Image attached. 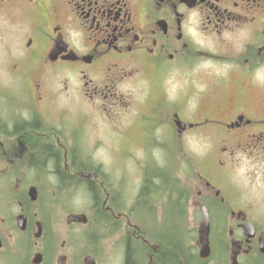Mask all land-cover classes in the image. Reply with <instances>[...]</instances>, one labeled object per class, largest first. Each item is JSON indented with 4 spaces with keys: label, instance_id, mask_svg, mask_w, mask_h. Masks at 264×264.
<instances>
[{
    "label": "flooded vegetation",
    "instance_id": "1",
    "mask_svg": "<svg viewBox=\"0 0 264 264\" xmlns=\"http://www.w3.org/2000/svg\"><path fill=\"white\" fill-rule=\"evenodd\" d=\"M0 32L13 83V88L0 89L9 92L14 104L0 112V259L8 254L16 264H28L40 253L37 264H46L49 249L50 264H74L78 247L73 236L59 240L55 227L47 235L42 210L49 207L52 219L67 194L91 190L90 173L103 178L87 157L105 140L142 148L141 156L136 152L140 161L132 162L141 169L135 182L130 173L131 184L122 191L117 174L114 188L101 184L104 197L93 205L106 213L102 226L109 235L120 233L124 224L131 228L122 241V264L127 238L135 263L142 257L138 244L149 248L147 264L169 256L166 246L152 243L156 219L159 228L171 219L179 228L172 244L180 259L186 250L197 256L203 206L209 214L211 252L214 220L224 218L227 238L217 242L233 264H252L253 255L264 256L258 248L264 231L255 228L251 239L244 237L248 217L234 208L240 197L230 177L239 155L264 162V0H0ZM187 72L207 81L196 88L188 80L183 96H171L170 82L185 81ZM189 92L195 93L192 102ZM131 125L132 136L125 131ZM96 126L99 132L91 133ZM196 141L205 146L204 165L202 157L188 154L191 162L183 165L187 175L182 176L174 171L176 159L183 144ZM87 144L95 148L83 153ZM151 144L153 149L144 148ZM48 145L59 151V172ZM155 149L162 153V165L153 156ZM119 152L125 154L123 148ZM148 159L152 166H143ZM170 159L176 161L172 167ZM189 164L200 169L188 170ZM144 184L147 190L142 191ZM75 213L82 212L69 213L66 223L83 225L71 221ZM85 215L84 225L91 221ZM188 215L194 220L193 235L185 229ZM19 218L24 229H19ZM37 222L41 233L35 237ZM144 223L153 228L150 233H140ZM101 227L88 233L90 239L75 234L87 242L81 264L89 259L100 264L88 250L96 248L103 264L116 260L105 255L102 237L109 235H102ZM187 235L192 241L185 247ZM28 248L30 261L21 256Z\"/></svg>",
    "mask_w": 264,
    "mask_h": 264
},
{
    "label": "rangeland",
    "instance_id": "2",
    "mask_svg": "<svg viewBox=\"0 0 264 264\" xmlns=\"http://www.w3.org/2000/svg\"><path fill=\"white\" fill-rule=\"evenodd\" d=\"M1 43H2V35L0 32V86L4 87L5 89L9 87L13 88V83L11 82V78L9 77L10 76V73L8 71L9 66L7 65V63L9 62V59L3 56V52L1 49ZM204 68L206 67L205 66L199 67V69H204ZM214 69L223 71L224 68L221 66H217V67H214ZM5 74H7V76ZM188 80H189V83L196 88L201 87L202 83L207 81V79H205L199 74H190L189 72H187L185 81L174 79L173 81L170 82L171 96H179V97L183 96L184 94L183 86L184 84L185 85L187 84L186 81ZM135 89L137 90V88ZM189 94H191L190 102H192L193 97L195 96V93L189 92ZM8 95H9L8 91L4 89H0V112H3L5 108L9 109L10 107L14 105L11 102V100H9ZM57 103L58 102L53 101V104H57ZM101 124L103 126L105 125L103 121H101ZM134 128H135L134 125L127 126L125 131L128 134H131L132 136L134 135L133 134ZM98 130H100V127L96 126L95 128H92L91 133L99 132ZM82 133L83 131L80 128L76 131V136L78 137V139H80V137L82 136ZM123 139L125 138L122 137L121 140ZM105 141L107 142L106 145L105 144L103 145V143H100L101 147H98L97 149H94L95 147L91 144H87L86 146L83 145V151H84L83 153H86V150L92 151L94 149L91 152L90 156L87 157V160L91 167L100 169L103 175V178H101L99 175H97L98 177H95L96 176L95 173H90V178H89L90 180H92L93 178L94 183L96 185V190H95L97 192L96 195L101 201L104 197V191H102L101 190L102 188H100L101 184H103L104 186H107L108 188H114L113 182H114V179H116L115 176L117 174H120L121 184H119L118 187L122 189V191H126V189L131 184V175L133 176V181L135 182L134 177L138 175L137 171L138 170L141 171V169H139L138 167V164L132 163L133 161H140L139 156L136 154L137 152L141 156L142 148L140 146L131 145L130 143L124 140L122 141L123 147L113 145L111 142H108V140H105ZM118 147H119V151H120V148H123V151L125 154L122 153L123 155L119 156L120 152L118 151ZM146 147L153 149L154 144H151L149 146H144V148ZM205 150H206L205 146L202 144H198L197 141L183 144L181 148V153H182L181 158L176 159L178 163V167L174 171L179 170L182 173V176L187 175V173L185 172V170L187 169H184L183 165L187 166L188 162H191L190 160L188 161L189 159V157H187L188 154L194 157H202L199 163H201V165L203 166L204 158L202 155H204ZM132 151H135V153ZM152 152L158 164L162 165L164 163L161 158L162 153H160L158 149L152 150ZM176 161H173L172 159H170V166L171 167L174 166V164H176ZM118 163H119V165L117 166L118 169L116 170L115 167ZM234 164L235 166L231 168L232 172H231L230 177H231L232 185H235L237 187L236 189L240 197V198L237 197L238 199L235 200L237 204H234L235 205L234 208L243 209L246 215L248 216L249 220L253 222V224L256 225L257 230L264 231V162L255 161L251 159L248 160L244 156L239 155L238 161H236ZM189 165L190 166L188 167V170L190 169L197 170L198 168L200 169V167H195L193 166V164H189ZM143 166H152V162L149 159L144 160ZM103 169H105L106 171H110V173L108 174L109 176L103 174ZM166 169L168 168L166 167ZM72 178H75L77 180L83 179V177L81 176L79 177L76 176ZM138 183L139 182H137L136 185ZM0 190H1V187H0ZM137 190L138 188L135 187V191ZM49 196H50V193L47 195V197ZM93 196L94 195L91 193V191H88V189L83 191L81 188H78L72 194L70 195L67 194V198L64 199L65 201L64 206L57 208L55 216H54L55 218L53 217L51 219L50 209H48L49 207L47 209L45 208V210H42V217L44 219L47 235L49 234V232L51 233L53 231L52 228L55 227L57 238L59 240L65 238L66 234L68 233L71 236H73V239H72L73 245L75 247H78L77 249L74 250V253H73L74 255L73 263L74 264H81L82 254L84 255V252L86 250V244H87V242L84 241V239H80L78 241L77 240L78 238L74 237L75 234L84 233L85 235H88L90 239V235L88 233L90 234L95 233L94 231L99 229L102 226V220L99 221L101 217L98 216V214H96L97 209L96 207L93 206L94 201H95ZM56 199H57V196H55L52 200L55 201ZM3 201L4 199H2L0 195V206L3 204ZM0 209L2 210V207ZM189 211L191 210L189 209ZM74 212H84L86 214H89L91 221L86 225L78 224V226H73V227L68 225L66 223V216L69 213H74ZM225 216L226 215L224 214V217ZM188 217L189 215L186 218L185 229H187L188 232L191 229L192 235H193L194 234L193 232L194 220L191 219L190 217L188 220ZM154 223H156L157 226L159 227V224H158L159 220L157 219L154 220ZM152 225H153V221H152L151 226ZM144 226L145 227H143V224L139 225L140 230L142 231L140 233H144V234L148 232L150 233V231H152L153 229L151 226L148 227V225L145 223H144ZM145 229L146 231L144 232ZM227 229H228V225L224 218H216L214 220L213 230H214L215 235L212 237V243H213L212 256L207 261L203 263H199V264H228V258H227L228 252L226 251V249L222 247L224 246V244H220L217 242L218 240L220 241L219 238H223V239L227 238L226 237ZM127 230L131 231V228L124 224L123 227H121L120 233L109 235L112 232H110L109 230H106V227L104 225L101 227V234L109 235V236H105L106 238L102 237L104 239L105 255L109 256V261L112 257L114 256L116 257V260H113L111 264H122V256H123V250H124V242L122 241L125 239V231ZM189 237L190 236L187 235L182 240V243H183L182 245H185V247H188L191 244L192 239H190ZM153 241H155L154 238L152 240V243ZM117 242L118 244H116ZM153 244L156 245V243H153ZM114 249H116V251ZM88 250L94 255V257H96L100 261V264H103L104 261L100 253L101 249H100V252H99V249L97 248L95 252H93L91 249H88ZM28 251L30 252L29 256H28ZM31 253L32 252L28 248L27 250H25V252L21 256L29 259L27 261H30ZM46 255L48 259V262L46 264H50L51 251L49 249L46 251ZM253 256L254 257H251L249 261L255 264L257 261V257L256 255H253ZM143 259H145V263H146V259H147L146 254H145V258H141V260ZM2 262H4V264H16V262L13 260V257L8 254L3 255V258L0 259V264ZM29 264H32V263L29 262Z\"/></svg>",
    "mask_w": 264,
    "mask_h": 264
},
{
    "label": "trees",
    "instance_id": "3",
    "mask_svg": "<svg viewBox=\"0 0 264 264\" xmlns=\"http://www.w3.org/2000/svg\"><path fill=\"white\" fill-rule=\"evenodd\" d=\"M20 129V128H19ZM48 152L50 153V155H52V157L50 159H52L54 161V167L56 171H60V167H59V151L57 149H54L48 145L46 146ZM48 157V156H47ZM88 187L91 189V193L94 195V203L97 204L98 201V197L96 195V185L94 183L93 180H88ZM147 190V185L144 184L142 191ZM147 198V197H146ZM152 208V206H151ZM96 214H98V216H100L101 218L99 219V221L103 220L106 218V216H104L106 213H104L103 211L97 209L96 210ZM97 217V216H95ZM99 218V217H98ZM98 221V222H99ZM179 228L174 226V222H172V219L169 221V224L162 226L161 228H157L156 232H157V236L156 238H154L160 245L163 244L166 247H163V250L169 253V256H165V258H163V260L157 262H155V264H199L202 260L200 258H198L197 256H194V254H191L188 252V250H186V253L183 254V252H181L180 254H182V256L184 257V259H180L178 257V249L176 250V248L173 246V237L177 236L176 234L179 233ZM180 246V245H179ZM147 250H149V248L143 244L137 245V251L138 254L140 253V255L142 256L141 258H144V255L146 254ZM132 246L130 244V240L129 238H127V242H126V257H125V263L124 264H147V261L145 263V259L141 260V262H133L132 259ZM134 255V254H133ZM159 255V254H158ZM158 255H154V259L157 258ZM187 255V257H185ZM181 256V257H182ZM192 262V263H191ZM255 264H264V256L262 255L261 257H259L256 261Z\"/></svg>",
    "mask_w": 264,
    "mask_h": 264
},
{
    "label": "water",
    "instance_id": "4",
    "mask_svg": "<svg viewBox=\"0 0 264 264\" xmlns=\"http://www.w3.org/2000/svg\"><path fill=\"white\" fill-rule=\"evenodd\" d=\"M203 219L199 225V240L201 243V249H200V256L201 257H207L209 255V245H208V233H209V223H208V216L206 210L203 208ZM71 220L73 221H80V222H85L86 221V216L84 214H75L71 216ZM24 221V220H23ZM18 224L21 228H24V223H22V219L19 218ZM35 236H39L41 233V225L39 222H37L34 225V231H33ZM245 233L246 237H252L254 235V229L253 225L250 224L249 222L245 223ZM260 251L264 252V235L263 239L260 245ZM40 254H35L33 261L38 262L40 260ZM87 264H94L93 260H89Z\"/></svg>",
    "mask_w": 264,
    "mask_h": 264
}]
</instances>
